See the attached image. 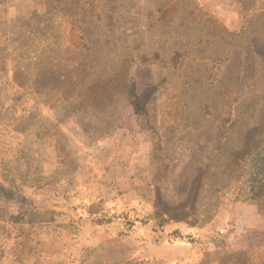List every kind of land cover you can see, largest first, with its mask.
<instances>
[{
    "label": "rangeland",
    "instance_id": "rangeland-1",
    "mask_svg": "<svg viewBox=\"0 0 264 264\" xmlns=\"http://www.w3.org/2000/svg\"><path fill=\"white\" fill-rule=\"evenodd\" d=\"M76 1L0 0V264H264V0Z\"/></svg>",
    "mask_w": 264,
    "mask_h": 264
},
{
    "label": "trees",
    "instance_id": "trees-1",
    "mask_svg": "<svg viewBox=\"0 0 264 264\" xmlns=\"http://www.w3.org/2000/svg\"><path fill=\"white\" fill-rule=\"evenodd\" d=\"M179 0H172L174 4H177ZM82 3V4H81ZM80 7L78 12L85 13L86 10H84V7L88 5V3H85V0H77L72 5H77ZM71 5V6H72ZM76 7V6H75ZM171 7L168 6L167 9H165L162 13V16H167L170 14ZM66 15H64V18L68 21L72 20L73 17L76 16L75 10L72 11L71 9L66 10ZM86 60H90V57H83L82 61L86 62V64H89V67H85L86 65H80L79 70L81 71V75L83 78V81L80 83V91H82V101L83 105L87 104L89 102L93 103L94 105H100L102 108H105L106 106H109L113 103L114 100V92H118L124 96L125 101L132 107L133 111L138 115L142 116L144 112V101L142 100V93L136 94L135 90L132 88V86L129 85H118V83H115V80H105L103 77H94L90 75L89 71L93 70V66L95 65L94 61H90L87 63ZM140 64H146L147 59L145 57H141L138 61ZM96 72V69H94ZM87 72V73H86ZM93 79L95 81V84L89 83L88 80ZM70 79L63 78L58 82V86L62 87V85L70 83ZM90 84V86H89ZM72 86V85H71ZM121 86V87H120ZM90 104V103H89Z\"/></svg>",
    "mask_w": 264,
    "mask_h": 264
}]
</instances>
